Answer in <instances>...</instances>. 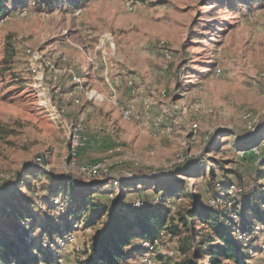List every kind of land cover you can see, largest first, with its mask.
I'll list each match as a JSON object with an SVG mask.
<instances>
[{
  "label": "rangeland",
  "instance_id": "374dc122",
  "mask_svg": "<svg viewBox=\"0 0 264 264\" xmlns=\"http://www.w3.org/2000/svg\"><path fill=\"white\" fill-rule=\"evenodd\" d=\"M10 8L9 14L0 19L1 181L14 177L27 162L42 164L45 159L46 169L74 175L87 183L127 176V172L140 169L146 171L145 176L167 173L199 157L202 165L207 162L206 170L209 166L216 168L214 176L206 171L207 178L186 174H178L177 178L186 182L188 190L201 194L203 201L219 204L209 189L223 178L215 160L228 170H238L243 182L255 186L257 170L262 167L259 163L264 158V140L253 147V152H244L237 148L234 135L214 141L212 138L220 129L247 138L264 122V0H52L49 4L29 0L26 6ZM65 78L67 82H92L105 88L106 95H100L84 85L86 100L87 94L90 100H101L92 105L95 116L105 114L107 119L112 110L119 109L124 117L123 111L131 108L138 117L124 118L142 123L147 118L144 109L117 106L114 102H119L118 90L110 88L109 92L106 83L115 86L113 82H119L118 89L123 90L126 80L134 79L144 95L153 98L156 105H165L160 111L165 116L171 113L183 118L181 141L166 150L160 136L139 127L131 136L123 134L112 139L108 134L114 123L104 119L100 124L105 129L98 136L113 142L111 152L83 149L78 155L80 145L72 149L71 131L81 123L87 136V124L78 120L85 102L81 99L77 109H64L60 104L62 93L57 90ZM133 93L136 98L137 91ZM172 125L165 127L167 133L173 132L168 136L175 132ZM154 138L161 143L153 145ZM211 141L216 151H208ZM117 146L126 148V157L114 151ZM93 163L95 166L88 167ZM262 183L264 179L259 180ZM235 186L229 187L233 196L219 204L220 208H229L228 200L234 203L241 198L237 194L240 187ZM217 187H221L219 182ZM106 188H112V183ZM35 191L41 193L37 188ZM150 191L144 194L155 199ZM138 195L134 193L133 197ZM182 199L170 204L172 210ZM54 202L59 204V199ZM40 204L35 214L41 222L47 214L59 212L57 207L50 211ZM180 204L182 208L187 206L185 201ZM101 224L93 228L76 224L71 237L58 239L56 253L72 245V253H79L81 235L86 250L81 251L86 255L81 261H85L90 240ZM256 232L258 251H251L249 261L264 264V227L256 225ZM39 234L40 229H36L34 235ZM159 243L158 250L165 252L162 256L176 262L178 239L167 235ZM156 249L143 252L132 263L163 264ZM55 264H65V259L60 257Z\"/></svg>",
  "mask_w": 264,
  "mask_h": 264
},
{
  "label": "trees",
  "instance_id": "16d2710c",
  "mask_svg": "<svg viewBox=\"0 0 264 264\" xmlns=\"http://www.w3.org/2000/svg\"><path fill=\"white\" fill-rule=\"evenodd\" d=\"M28 1L0 0V19L9 14L10 7L26 6ZM262 133L264 122L257 125L255 132L250 131L247 138L220 129L212 140L234 135L238 149L253 152V147L264 140ZM86 137L82 148L89 141V136ZM213 141L208 145L209 152L217 149ZM82 148L79 147V153ZM201 159L195 158L190 164L167 173L145 176L146 171L140 169L131 175L87 183L74 175H59L46 169V159L42 164L25 163L14 177L0 180V264L58 263L62 257L56 253L58 239L71 237L78 223L90 228L102 223L90 240L87 259L80 264H133L132 260L147 251L144 242L154 243L167 235L178 239V259L173 262L172 258H164L157 248L163 264H252L250 253L258 251L256 225L264 227V184H259V180L264 179V158L259 163L262 167L257 170V182L252 187L243 182L238 170H228L221 161L215 160L223 178L212 183L211 196L221 205L233 196L228 192L230 186L240 187L237 194L241 198L234 203L228 200L229 208L203 201L201 194L188 190L186 182L177 178L178 174L207 178L209 172L206 171L214 176L216 168L209 166L206 170L207 162L202 165ZM110 183L112 188H105ZM139 186L154 192L155 199L142 193L137 197L129 196L131 192L139 191ZM36 188L41 193L35 191ZM181 197L187 206L182 208L181 201L172 210L170 204ZM55 198L59 199V204L54 202ZM136 200L141 204L135 203ZM40 203L47 205L50 211L57 207L59 212L47 214L41 222L35 214ZM228 209L232 211L228 212ZM36 229H40L39 237L34 235Z\"/></svg>",
  "mask_w": 264,
  "mask_h": 264
},
{
  "label": "crops",
  "instance_id": "0c3cea01",
  "mask_svg": "<svg viewBox=\"0 0 264 264\" xmlns=\"http://www.w3.org/2000/svg\"><path fill=\"white\" fill-rule=\"evenodd\" d=\"M83 79H85V78H83ZM64 80H65V82H61L62 86L59 85L60 87L57 90V91L60 90L61 91L60 93H62L61 98H60L61 99L60 104H62V106H64V109L67 111H70L72 108L77 109L76 106L81 103V99H82V101L85 102L81 106V107H83L82 109L84 110V112H82V114L79 115L82 118H80L78 120H83L87 124L86 134L89 136V141H88L86 147L82 148L81 151L83 149L98 150L97 148H99V149L103 150L104 152H107V153L111 152L112 148L114 147V145H112L113 142L111 140L104 141L98 136V134H100V132H102V130L105 129V127L103 125H101L100 122H101V120L103 121L104 119H106V115L104 114L103 116H100L98 113V115L95 116L94 111H96V109H92L93 103L94 102H101V100L98 98L95 100H90L88 94H87V100H86L84 98V93L82 92L84 90V85H87L88 87H90V86L92 87L91 90L93 92H96L100 95H106V94H104L105 92H103V91H105V88L100 89V87L97 84H94L92 82H81V81L80 82H67L66 78ZM131 80H133V82H134L133 85L130 84ZM88 83H90V84H88ZM106 83H107V86L109 88V92H110V88L111 89L114 88L115 91L118 90L117 99L121 104H125L128 106H134L136 108H142V109H144L145 115H147L145 122L134 123V121L126 120L120 114L119 109L112 110V113L106 119L107 121H109V124L114 123L109 128L111 134H108L109 136H111L112 139H114L115 136H120L123 134H126V136H131L132 131L134 129H136V127H137V131H138V127H139L140 129L143 128V130H142L143 132L149 131L155 136H157V135L160 136V139L161 138L163 139V142H164L163 144H164L166 150H169V148H171L172 146H175L177 144V142L181 141V136L179 135V133L183 130V128H185V122H184L183 118L176 116L174 114H171V113L167 114V116H165L162 112H160L162 110V108L165 107V105H160V104L156 105V103H154V100H152L153 98H150L149 96L144 95L142 92V89L136 87L137 82L134 79L128 78L125 82L126 89H123V90L118 89L119 88V82H113L115 84V86L112 84V82H106ZM116 87H117V89H115ZM134 90L137 91V97H136L137 99L135 98V94L133 93ZM105 101H107V100H105ZM109 101L114 102L115 100L113 99V100H109ZM119 102L115 101L114 103L118 106ZM81 107H79L78 112L80 111ZM78 112H76V113H78ZM175 114H177V113H175ZM168 115H170V116H168ZM74 116L77 117V114L71 115L70 117H68V118H70L69 120H72ZM169 124L170 125L173 124L176 128L174 134L170 135V136H168V134H172L173 132L167 133L165 130V127ZM153 141L154 142H152V144L155 146H156V144L158 145L161 143V142H159L158 138H156V139L154 138ZM125 149L126 148H123L122 146H117V147H115L114 151L119 152V153L121 152L126 157L128 151ZM147 152H148V150H146V153ZM80 153H82V152H80ZM80 153H79V155H80ZM130 154H132V153H130ZM148 155H149V152H148ZM105 188H106V186H105ZM149 191H150V189H145V190L136 191L134 193L135 194L137 193V195H138L140 193L144 194L145 192L149 193ZM134 193L131 192V195L133 196ZM83 242H84V240L82 239V237L80 235L79 242L77 244V250L79 253H72L73 249L75 248L74 245L67 246L66 248L62 249V251H61V253H59V255L63 257V260L65 259V264H77V263H79L78 262L79 260L81 261V259L86 257V255L81 254V251H83V250L86 251L84 248H82ZM160 253H165V252L162 251ZM163 255H165V254H163ZM170 255H172V254L170 253ZM176 255H178V254H176Z\"/></svg>",
  "mask_w": 264,
  "mask_h": 264
},
{
  "label": "bare ground",
  "instance_id": "6f19581e",
  "mask_svg": "<svg viewBox=\"0 0 264 264\" xmlns=\"http://www.w3.org/2000/svg\"><path fill=\"white\" fill-rule=\"evenodd\" d=\"M124 117L126 119H131L134 115H136V113L134 112L133 109L131 108H127L123 111ZM136 117H138V115H136ZM85 129V126L81 123L76 124L73 127V130L71 131L72 133V137H71V147L74 150L78 145H80V133L83 134ZM169 131L171 130V127L167 128ZM74 131V132H73ZM172 131V130H171ZM42 158H38V160H41ZM232 188L235 189L234 186H232ZM213 201V200H212ZM160 240H155L154 243L151 242H144L143 245L147 247V251H151L154 250L155 248H158V246L160 245Z\"/></svg>",
  "mask_w": 264,
  "mask_h": 264
},
{
  "label": "built area",
  "instance_id": "2783aa9c",
  "mask_svg": "<svg viewBox=\"0 0 264 264\" xmlns=\"http://www.w3.org/2000/svg\"><path fill=\"white\" fill-rule=\"evenodd\" d=\"M87 138L88 137H86L85 134L80 133V148H82L85 145ZM256 153H258V152H256ZM93 166H95V163L88 165V167H93ZM109 174H112V172ZM130 174H131V172H127V175H130ZM208 202H209V200H208ZM135 203H141V202H140V200H136ZM209 203L212 204L211 202H209Z\"/></svg>",
  "mask_w": 264,
  "mask_h": 264
}]
</instances>
